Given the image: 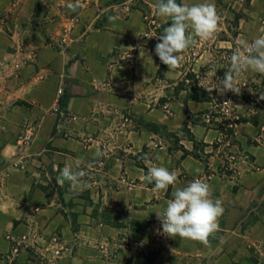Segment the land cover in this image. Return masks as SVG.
<instances>
[{
	"label": "crops",
	"instance_id": "crops-1",
	"mask_svg": "<svg viewBox=\"0 0 264 264\" xmlns=\"http://www.w3.org/2000/svg\"><path fill=\"white\" fill-rule=\"evenodd\" d=\"M80 2L0 0V264H264V74L223 95L204 76L264 35V0H177L214 3L222 22L173 69L155 53L171 24L157 0ZM80 161L83 183L58 180ZM153 166L176 183L153 191ZM195 179L222 201L219 230L162 240L157 215Z\"/></svg>",
	"mask_w": 264,
	"mask_h": 264
},
{
	"label": "clouds",
	"instance_id": "clouds-1",
	"mask_svg": "<svg viewBox=\"0 0 264 264\" xmlns=\"http://www.w3.org/2000/svg\"><path fill=\"white\" fill-rule=\"evenodd\" d=\"M80 6V0H74V3L69 4L73 11ZM154 7L158 15L171 19L170 26L165 28L164 33L158 37L159 42L155 46L156 55L168 69L180 65V53L189 49L196 42V38L202 40L212 38L222 22V17L214 3L188 5L183 2L178 3L177 0H157ZM109 19L114 18L109 17ZM189 28L192 29L191 32L188 31ZM250 69L264 74V35L258 36L251 43H245L243 47H236L230 57V67L225 71L223 78L217 77L214 69H209L204 76L211 79L215 86L205 90L210 93L216 90L220 95L225 92L239 94L236 77ZM259 98L264 100V95ZM229 103L232 102L229 100L223 104ZM102 155V151L96 152L97 157ZM144 159L150 163L147 156ZM80 163L83 161L78 162L75 170L73 165L66 164L58 180L67 181L72 185L83 183V177L87 173L80 169ZM91 166V164L88 165V167ZM144 179L150 183L154 182L153 191H159L166 190L176 183L177 175L175 171H169L166 167L153 166L148 169ZM172 197L167 201L164 215H157L161 222L162 234L208 244L209 237L219 230L218 219L224 211L222 201L211 198L210 185L201 179H195L187 186L173 191Z\"/></svg>",
	"mask_w": 264,
	"mask_h": 264
},
{
	"label": "built area",
	"instance_id": "built-area-1",
	"mask_svg": "<svg viewBox=\"0 0 264 264\" xmlns=\"http://www.w3.org/2000/svg\"><path fill=\"white\" fill-rule=\"evenodd\" d=\"M154 25V24H152ZM226 101H229L226 100ZM231 101V100H230ZM232 102V101H231ZM222 111L224 115L232 122V125H236L241 121V116L236 112L235 107L232 103L229 104H223L222 105ZM35 129L33 127H26L23 131L22 136L20 137V146L23 148L29 147L32 145L34 139H35ZM160 237L163 240H170V237L167 235L162 234V228H161V223H160ZM54 244L58 245L59 239L56 237L53 240Z\"/></svg>",
	"mask_w": 264,
	"mask_h": 264
}]
</instances>
